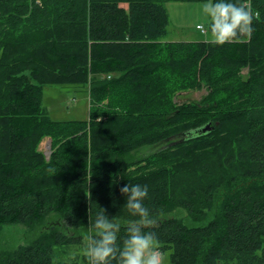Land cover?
I'll list each match as a JSON object with an SVG mask.
<instances>
[{
    "label": "trees",
    "instance_id": "1",
    "mask_svg": "<svg viewBox=\"0 0 264 264\" xmlns=\"http://www.w3.org/2000/svg\"><path fill=\"white\" fill-rule=\"evenodd\" d=\"M166 1L0 0V240L38 229L0 264H64L99 207L124 235L128 182L149 186L170 264H264V0L251 38L223 45L162 43ZM47 85L86 87L88 119L52 120Z\"/></svg>",
    "mask_w": 264,
    "mask_h": 264
},
{
    "label": "clouds",
    "instance_id": "2",
    "mask_svg": "<svg viewBox=\"0 0 264 264\" xmlns=\"http://www.w3.org/2000/svg\"><path fill=\"white\" fill-rule=\"evenodd\" d=\"M201 11L207 18L209 40L217 45L250 39L253 20L260 16L258 11H253L250 0H205ZM120 192L125 197L123 207L138 217V223H129L121 235V224L99 207L89 223L92 229L86 248L89 264H165L158 234L147 230L154 223L151 210L145 204L149 186L128 182Z\"/></svg>",
    "mask_w": 264,
    "mask_h": 264
},
{
    "label": "rangeland",
    "instance_id": "3",
    "mask_svg": "<svg viewBox=\"0 0 264 264\" xmlns=\"http://www.w3.org/2000/svg\"><path fill=\"white\" fill-rule=\"evenodd\" d=\"M204 1L168 0L164 3L168 14L166 41L189 42L209 38L208 34L195 29L196 25H203L207 30V18L202 14L201 6ZM206 32V31H205ZM207 94L205 88L195 91H183L177 94L176 101L180 103H198ZM42 105L47 110L48 116L55 121L87 120L89 115V97L86 87L77 85H47L43 88ZM175 143V142H174ZM50 145V147H49ZM51 141L44 138L39 145V150L48 156ZM154 148L144 146L131 153L133 160H138L153 151ZM42 228V227H41ZM40 228V229H41ZM38 229L29 231L23 225H6L2 229L5 240H0V246H17L25 244L32 238ZM88 240L82 239L79 246H71L63 251V256H58L57 261L64 264H83L81 259L86 253ZM165 264H170L169 251H162ZM56 262V261H55Z\"/></svg>",
    "mask_w": 264,
    "mask_h": 264
},
{
    "label": "water",
    "instance_id": "4",
    "mask_svg": "<svg viewBox=\"0 0 264 264\" xmlns=\"http://www.w3.org/2000/svg\"><path fill=\"white\" fill-rule=\"evenodd\" d=\"M209 130H210V125L208 124L205 127H203L202 129H200L198 132L199 133H205V132H207ZM49 147H50V145H49Z\"/></svg>",
    "mask_w": 264,
    "mask_h": 264
},
{
    "label": "crops",
    "instance_id": "5",
    "mask_svg": "<svg viewBox=\"0 0 264 264\" xmlns=\"http://www.w3.org/2000/svg\"><path fill=\"white\" fill-rule=\"evenodd\" d=\"M197 27V25L195 26V29H197L196 28ZM202 40V39H201ZM201 40H198V41H201ZM161 42L163 43V42H173V41H166L164 38L161 40ZM189 42H195V41H189Z\"/></svg>",
    "mask_w": 264,
    "mask_h": 264
},
{
    "label": "built area",
    "instance_id": "6",
    "mask_svg": "<svg viewBox=\"0 0 264 264\" xmlns=\"http://www.w3.org/2000/svg\"><path fill=\"white\" fill-rule=\"evenodd\" d=\"M198 30H200L202 33L205 32V30L202 27H196Z\"/></svg>",
    "mask_w": 264,
    "mask_h": 264
}]
</instances>
